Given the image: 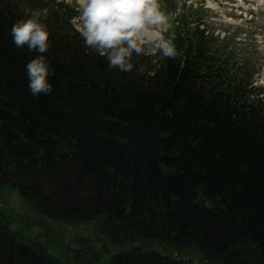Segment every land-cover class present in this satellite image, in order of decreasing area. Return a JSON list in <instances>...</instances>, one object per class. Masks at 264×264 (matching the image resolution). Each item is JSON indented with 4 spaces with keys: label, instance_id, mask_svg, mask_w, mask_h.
Returning <instances> with one entry per match:
<instances>
[{
    "label": "trees",
    "instance_id": "1",
    "mask_svg": "<svg viewBox=\"0 0 264 264\" xmlns=\"http://www.w3.org/2000/svg\"><path fill=\"white\" fill-rule=\"evenodd\" d=\"M45 8L53 92L33 97L37 53L10 29ZM198 14L179 15L175 56L122 72L64 1L0 0V264H264L263 91Z\"/></svg>",
    "mask_w": 264,
    "mask_h": 264
},
{
    "label": "clouds",
    "instance_id": "2",
    "mask_svg": "<svg viewBox=\"0 0 264 264\" xmlns=\"http://www.w3.org/2000/svg\"><path fill=\"white\" fill-rule=\"evenodd\" d=\"M79 14L74 17L76 30L87 49L107 60L108 68L122 72L133 69L135 55L159 52L173 57L176 48L166 38L163 27L170 17L161 10L159 0H76ZM27 18L14 22L10 29L12 43L35 52L25 65L27 87L33 97L50 95L54 74L51 62L44 55L50 47L47 26L41 16L47 9L33 10Z\"/></svg>",
    "mask_w": 264,
    "mask_h": 264
},
{
    "label": "rangeland",
    "instance_id": "3",
    "mask_svg": "<svg viewBox=\"0 0 264 264\" xmlns=\"http://www.w3.org/2000/svg\"><path fill=\"white\" fill-rule=\"evenodd\" d=\"M66 1L78 10L76 0ZM178 1L168 0L164 5L166 13L171 12ZM187 4L203 9L199 11V17L204 18L205 24L211 27L215 36L220 40L233 41L234 57L248 60L250 69L255 72L254 85L264 87V6L258 0H187ZM171 28L169 20L163 27V33L168 39L172 35ZM8 203L21 205L17 194H10ZM53 226L49 228L52 230ZM32 231L37 235L43 233L37 228H32Z\"/></svg>",
    "mask_w": 264,
    "mask_h": 264
},
{
    "label": "water",
    "instance_id": "4",
    "mask_svg": "<svg viewBox=\"0 0 264 264\" xmlns=\"http://www.w3.org/2000/svg\"><path fill=\"white\" fill-rule=\"evenodd\" d=\"M33 224H37V225H42V226H44L45 225V223L44 222H34Z\"/></svg>",
    "mask_w": 264,
    "mask_h": 264
}]
</instances>
